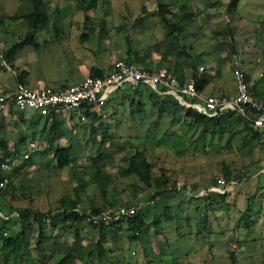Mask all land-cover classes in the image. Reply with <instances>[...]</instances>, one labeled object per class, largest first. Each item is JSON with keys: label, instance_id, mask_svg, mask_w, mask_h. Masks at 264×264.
<instances>
[{"label": "rangeland", "instance_id": "374dc122", "mask_svg": "<svg viewBox=\"0 0 264 264\" xmlns=\"http://www.w3.org/2000/svg\"><path fill=\"white\" fill-rule=\"evenodd\" d=\"M162 5L167 6L164 16L181 28L174 33L188 56H166L163 49L152 48L170 30L160 18ZM30 10L25 0H0L2 56L30 33L39 43V49L26 44L15 51L9 62L14 73L0 63V84L17 77L31 87L72 85L89 73H69L74 53L88 64L94 59L104 62L102 71L116 60L164 69L193 62L195 68L182 71L186 76L212 74L217 96L232 94V71L241 65L249 80L252 77L250 84H261L264 97V0H43L45 21L37 33L23 17ZM186 12L189 16L182 17ZM59 22L62 27L57 29L66 36L45 38ZM85 31L87 37L81 38ZM37 70L46 82H39ZM149 90L140 87L137 93L123 84L98 107L92 106L99 113L92 123L80 118L78 108L62 110L57 117L64 133L54 141L47 133L51 118L36 111H0V156L9 150L13 158L9 186L0 191V264H55L64 251L36 253L33 234L19 249L21 260L17 253L3 261V236L14 235L19 222L1 215L22 206L48 213L46 234L58 235L63 246L73 242L78 229L75 264H264V131L259 139L246 142L252 129L235 117L205 126L186 116L183 108L158 111ZM206 92H211L207 86ZM30 141L36 152L22 159ZM68 146V163L58 167L53 151ZM135 148L143 151L152 177L174 185L154 197L161 188L155 182L145 186L134 174L120 176V166ZM99 154L110 177L105 192L93 179L92 157ZM225 170L229 183L224 197L206 194ZM106 194H115L118 203L153 198L155 205L142 211V232L126 229L103 238L105 253L99 257L97 228L85 220L65 221L63 211L70 207L68 201L76 200L79 210L89 212L105 204Z\"/></svg>", "mask_w": 264, "mask_h": 264}, {"label": "built area", "instance_id": "2783aa9c", "mask_svg": "<svg viewBox=\"0 0 264 264\" xmlns=\"http://www.w3.org/2000/svg\"><path fill=\"white\" fill-rule=\"evenodd\" d=\"M0 63L6 70L14 71L0 53ZM237 64V61L234 60ZM203 68L199 65V69ZM234 92L231 96H217L203 94L197 90L194 79L191 77L180 79L177 75L164 69H146L134 61L116 60L102 75H85V77L62 89L47 87H31L14 77L12 85L0 86V111L10 112L17 110L24 114L36 111L44 116L56 109H73L82 103L92 106L100 105L108 96L123 84H127L131 91L140 87H149L159 96L171 98L182 108H191L208 117L215 116L223 111H233L249 122L253 128L264 126V103L260 102L253 89L245 78V72L239 66L232 71ZM97 107H93L96 108ZM80 118L84 120L85 115ZM36 149L35 142H28L21 151V158L27 159ZM13 163L11 155L0 156V188L8 183V170ZM227 183L224 177H216L206 188L205 193H225ZM208 191V192H207ZM152 203V199H137L130 203L107 205L98 212L89 213L84 220L91 224H99L113 230L116 221L135 214L141 208ZM75 210L82 213L79 208ZM3 218L17 216L12 210Z\"/></svg>", "mask_w": 264, "mask_h": 264}, {"label": "trees", "instance_id": "16d2710c", "mask_svg": "<svg viewBox=\"0 0 264 264\" xmlns=\"http://www.w3.org/2000/svg\"><path fill=\"white\" fill-rule=\"evenodd\" d=\"M25 1L31 7V10L24 13L23 17L27 20L28 26L33 28V30H36L37 27L42 22L45 21V15L41 13L40 11L41 8L43 7V0H25ZM162 7H163V10L159 12L160 18L164 23H166L170 27V30L160 41L154 42L152 44V48L155 51H158L159 49H163L164 54L166 56L176 57L180 54H184L188 56L189 54L184 49L183 43L181 42V38L179 39V37L177 36L178 34L174 33V32L179 33L181 31V28L176 25L175 21H171L169 18L164 16L163 12L166 11L167 6L162 5ZM187 16H189L187 12L182 15V17H187ZM1 22L2 20L0 19V24ZM227 31H228V34H231L230 28H227ZM26 44H32L33 47L35 48L38 46V43L34 41L33 35L30 33L29 35H26L24 40L20 42H15L12 45H10L5 51L4 59L9 63L15 51L22 48ZM125 61H130V60H125ZM141 65L146 69H158L159 68V67L152 68L144 64H141ZM186 66H190V68H195V64L193 62H189L188 65L187 63L185 64L182 63L180 64L179 67H176L174 69H170L168 67H166L165 69L177 75L180 79H184L182 69ZM103 72L104 71H102L101 68H96V69L90 70L87 75L100 76L102 75ZM189 77L194 79L197 90L201 91L204 85H206V83L211 80L212 74H208V73H201L197 75L192 74ZM245 78H246V81H248V77L246 74H245ZM250 88L254 90V86L252 84L250 85ZM138 90L139 89H136L133 92H137ZM116 91L118 90H115L113 93H115ZM149 92H150V95L154 97L153 102L157 104L158 111L174 113L176 110V107L182 108L181 106L177 105L176 102L173 101L171 98L159 96L151 90H149ZM110 95L108 96V98L110 97ZM78 109L81 111V114L85 115V117L90 119L91 123L94 122L96 118L99 117V113L97 111L98 108L97 109L93 108L92 105L90 104L82 103L81 106L78 107ZM183 109L185 111L186 116L191 117L194 122L201 123L205 126L212 124V122L218 123L221 121H227L233 117L237 118L238 120H241L244 123L245 127H249L252 129V133H253L252 136L248 140H246V142H251L253 140L259 139L260 135L264 131V126L259 127V128H253L249 124L248 121H246L240 115L234 113L233 111H229V110L223 111L215 116L208 117L205 114L197 112L191 108H183ZM62 110L63 109H56L52 111L51 113L44 115V117L52 119L51 120L52 122L47 132L49 135L48 139L50 141H54L55 139L59 138L64 133L61 121L58 120V117H57L58 114L62 112ZM20 113L23 114V112H20ZM4 151L5 152L3 153V155L11 154L9 150H4ZM34 152H36V150ZM70 153H71V149L69 146L62 147V148H55V150L53 151V157L56 159L58 167H62L68 163ZM31 155L32 153L29 155V157ZM124 160H126V164L120 166L119 175L123 177L129 174H134L138 177V179H140L144 183L145 186H150L152 182H155L156 186H159V187L161 186V188H158L157 190L153 192L152 195L154 197L161 194L163 191L167 190L169 187H172L174 185V184H171L170 186H167L166 179L164 177H162L161 179L158 177L157 178L152 177L151 170H150V164L146 160L144 153L141 149L135 148L134 151L131 154H129L127 158H125ZM92 164L94 166L93 179L98 184L101 192L103 191L105 192V189H106L105 185L109 182L110 177L104 168L103 156L99 154L97 156L92 157ZM15 169L16 167L12 168L11 172L9 173L11 174L13 171H15ZM223 173H224L223 177L226 180H228V177H229L228 171L225 170ZM9 183H10V180L4 187L0 188V191H4L9 186ZM214 195L219 196V197H224L225 194L215 193ZM151 199H152V203L149 205H155L153 198ZM105 201H106L105 204L99 208L96 207V208H93L89 212L82 211V213H80L79 211L74 209V208H77L76 207L77 201L70 200L68 201V204L70 205V207L63 211V219L65 221L71 222L72 224L79 223L80 221L84 220V217L89 213L98 212L99 210L106 207L107 205L121 204V203H118L116 200L105 199ZM145 207L138 210L132 216L122 218L119 221H116L113 230H110L108 229V227H105L103 225L89 223L94 228H97V231L99 234V238H97L95 242L96 249H97V255L99 257L104 255L105 253V250L103 248V245L101 244L102 243L101 241L106 236L114 235L115 233L122 232L126 229L136 230L138 233H140L142 232L144 228H146V224H145L146 222L144 220V216L142 213ZM164 208L167 210V206H165ZM13 210L17 212V216H12V217L13 219L15 218L18 220L19 229L15 231L14 235L8 234V235L3 236L2 247L5 250L3 254L4 262L11 260L14 257V255H16L17 253H19L20 255L19 260H21L22 254L21 252H19L20 247L25 245L29 241L30 237H32V235L35 234L34 249L36 253H43L46 249H49L52 251L51 253H54V252H59L60 250L63 249L64 250L63 253L57 258L55 264H75L74 259L76 256H79V250H78V253L75 252V250L77 251L75 243H77L80 239L77 228H75V230L73 231L74 232V238L72 240L73 242L69 244H65V246H63L59 242L58 235L49 236L46 234V224L47 223L49 224L51 221V218L48 213L34 210L30 206L17 207V208H14ZM11 211L12 209L9 210L8 213H10ZM244 219H245V216H244ZM1 220L6 221L3 219ZM124 223L125 225H123ZM50 228L52 229L51 226ZM2 231L3 229L0 232ZM88 253L90 254L91 251L89 250ZM43 257L46 259L48 258L46 255H44ZM26 264H29V261H27Z\"/></svg>", "mask_w": 264, "mask_h": 264}, {"label": "crops", "instance_id": "0c3cea01", "mask_svg": "<svg viewBox=\"0 0 264 264\" xmlns=\"http://www.w3.org/2000/svg\"><path fill=\"white\" fill-rule=\"evenodd\" d=\"M53 29H52V31L50 32V31H48L47 32V34H46V36H45V38H50V36L52 35V36H56V38H58L59 36L60 37H64V34H65V36H66V33L64 32V30H59V29H57L58 27H62V24H61V22H59V24H54L53 25ZM84 27H86L85 25H84ZM37 31H38V29H36L35 30V32L37 33ZM51 36V37H52ZM81 37L82 38H86L87 37V35H86V31H85V33L83 32V33H81ZM34 41L35 42H37L38 43V38L36 37V38H34ZM45 41H47V40H45ZM45 41L43 42V43H45ZM83 45V44H82ZM38 49H39V43H38ZM36 47V48H37ZM42 50V49H41ZM64 50V52H68V53H71V52H69V51H65V49H63ZM84 50H87V49H84ZM82 51H83V49H82ZM80 52H81V50H80ZM85 57V56H84ZM70 58V61H72L71 62V64L72 65H70V66H68L69 67V73L70 74H72V73H74L75 72V70H82L84 73H86V72H89L90 70H92V69H96V68H101V69H104V67H105V64H104V62H101L99 59H94V61H92L90 64H88L87 63V60L86 61H81V56H79V55H76V54H72L71 53V56L69 57ZM241 69H243L242 67H241V65H238ZM185 69V68H184ZM59 70V69H58ZM57 70V68H56V72H60V71H58ZM38 72V74H37V77H38V80H39V82H41V81H45L46 82V79H45V77L43 76V74H42V71H39V70H37ZM106 71V70H105ZM182 73H183V76H184V78H188L189 76H186V74H185V72H183L182 71ZM245 74H246V72H245ZM2 76H0V78H1ZM248 77V76H247ZM254 77H256V76H254ZM256 79V78H255ZM252 81V77H251V79L249 80V78H248V83L250 84V82ZM3 84H0V86H5V85H12L13 83H14V81H12V82H2ZM212 83H213V77L211 78V80L210 81H208L207 83H206V85H204V87L205 86H207L208 88H210L211 89V92H206V93H203V89H204V87L201 89V93H203V94H214V95H216V91L218 90V88H217V86L215 85V86H212ZM251 85V84H250ZM254 91H255V96H256V98L260 101V102H262V103H264V97L262 96L263 94L262 93H260L262 90H263V87L261 86V84L259 83V86H256V84H255V82H254ZM213 91V92H212ZM233 92H234V83H233V77H232V94H233ZM231 94V95H232ZM231 95H228L227 97H229V96H231ZM106 198L108 199V200H115V198H116V195L115 194H113V195H111V196H109L108 194H106Z\"/></svg>", "mask_w": 264, "mask_h": 264}]
</instances>
